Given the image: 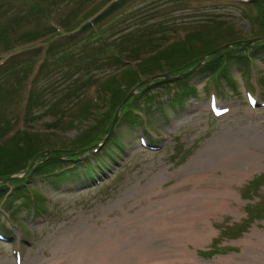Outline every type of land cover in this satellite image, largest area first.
Listing matches in <instances>:
<instances>
[{"label":"rangeland","instance_id":"1","mask_svg":"<svg viewBox=\"0 0 264 264\" xmlns=\"http://www.w3.org/2000/svg\"><path fill=\"white\" fill-rule=\"evenodd\" d=\"M107 1L0 0V142L24 131L42 138L41 152L66 151L109 110V102L98 96L102 82L122 72L128 62L122 59L146 55L156 45H165L167 52L175 41L195 31L204 35L206 29L214 45L225 44L227 35L246 43L263 36V16L249 0H132L104 21L97 35L67 34ZM35 33L42 39L22 40ZM251 47L245 46L244 53L252 54ZM43 61L28 104L32 81L26 77ZM229 64V73L217 76L219 86L208 67L193 69L188 85L197 94L181 102L180 83L155 87L152 79L142 82L139 87L152 101L142 98L132 124L115 126L108 154L105 147L81 152L91 151L65 163L64 170L73 171L66 177L60 170L59 175L34 173L31 185L44 199L38 203L44 212L27 206L22 195L0 206V229L8 239L0 241V264H96L100 257L106 264H264V50L244 71L236 59ZM84 105L91 108L82 112L93 115L76 118ZM214 106L222 108V116L214 115ZM115 118L101 130L112 128ZM243 170L248 173L236 183L228 213L207 220L212 234L206 240L186 245L159 238L147 252L150 262L121 243L99 255L94 243L118 234L113 225L99 226L112 217L111 205L117 206L114 217L125 213L121 203L134 188L148 182L168 190L190 173L219 177ZM165 249L168 254L161 253Z\"/></svg>","mask_w":264,"mask_h":264},{"label":"trees","instance_id":"2","mask_svg":"<svg viewBox=\"0 0 264 264\" xmlns=\"http://www.w3.org/2000/svg\"><path fill=\"white\" fill-rule=\"evenodd\" d=\"M113 1L108 0L104 6H106L107 4L110 5ZM130 1L132 0L117 1L112 6H109L105 12L96 17V19L92 22H90V20L97 16L102 9L99 12L97 11L95 14L89 16L88 18L86 17V19H82V21L77 22L74 31L79 32V34H81L82 32H87L86 37L88 36V34H90L88 38L90 36L97 35V33H99L104 28V21H109V17L114 14V12L118 11L121 5H125ZM247 3H250L249 5H251V7H254L255 10H259L260 16H263L262 20L264 22V0H249ZM254 19L256 20L255 22H258L260 24L261 21L259 20V16L255 14ZM63 27L68 29L67 24H64ZM95 28L99 29L98 32H94ZM72 30H69V32H72ZM210 31V29H206V34L204 35L198 31L189 33L183 38V40L175 41L174 43H172V47L167 52L164 51V48L165 50H167L168 48L165 47V45L163 47H159V45H156V47L152 49L153 51L146 54V58L142 60H140L141 55H137V57L132 60L122 59V63L124 62V60L128 61V63H123L124 66L121 69L122 72L118 76L111 75V77L106 78V80L102 82V92L98 96L100 100L104 99L105 102H109V110L103 113L104 118L100 119L97 122L96 127L90 134H84L83 136H80L77 141L74 142V145L70 146L68 150H45L44 152H41L40 150L45 144L42 138L38 137V134L36 133H30L31 135L29 136V134L27 135L24 131H21V133L19 132V134L16 133L11 136L9 135L7 140H3V142H0V180L2 181L3 179V182H0V202L4 197L7 196V185H12L13 187L10 195L7 196L6 199L11 198L12 202L14 203V200L21 197V195L22 197H27V188H29V184L32 183L33 173H40L41 175H59L60 170L62 175L65 174L67 171H69L64 170L65 163L71 161V159L72 161H74V158H78L79 156L61 160L60 157L64 155H73L77 151L92 148L96 144L102 142H104L102 147H105V149H107L106 154H108L110 150L109 143H112L113 135L108 137L109 129L106 128L105 131H102L101 126L104 127L109 125V122L112 120L113 116H115L117 109L122 108V104L127 98L128 93H130L134 88L139 87L143 81L151 80L155 76L164 74L168 75V80H171L173 77L174 81H171V83L178 82L181 86L180 90H182V93L178 97V100H180L181 102V100L184 99L185 96H191V93L193 94V92V95L197 94L195 92L196 89L193 88V86L188 85V78L192 75L193 69H196L198 67L203 58H205V60L201 69L208 67V69L211 71V75L214 76V79L216 81L215 82L213 80L212 83L219 86L220 81H218L217 76H223L224 74L229 73L230 60L236 59L240 70H243L244 67L250 63L252 56L258 54V51L260 49L264 50L263 42L257 43L250 48L252 49V54L244 53L246 50L243 48L245 47L246 40L238 38L232 40L227 35L226 38L224 37V40H226V43H223L224 45L237 42L244 43L238 44V49H227L225 55L224 53L211 55L213 52L223 46V44L222 42L219 45H214L213 43H211L208 40L209 38L206 37L208 36V33ZM261 31L263 33L261 35L264 36V31ZM216 36L217 38L221 36V40H223L222 35ZM201 37H203V39L197 40ZM36 39H42V35L40 33H35L32 35H26L22 38V40L30 42L35 41ZM227 54L229 55L226 56ZM131 63H133V65H131ZM161 68L165 69V73L161 72ZM224 69L225 71L227 70V72L223 73ZM168 80H152V86L156 87L163 84H168L170 83V81L168 82ZM230 80L231 79L228 80L229 83ZM139 89L144 90V92L137 94L126 103L125 107H123L122 109L120 122L132 124V116H134L135 112L139 110L138 104L141 102L142 98H145L147 94L143 86L139 87ZM145 100L148 102L152 101V97L149 96V93L148 96H146ZM82 107L83 108H81L80 114L76 118L81 119L88 115H93L92 113L84 114L82 112H87V110L91 108L90 105H84ZM69 123L71 125V122ZM49 153H51V155ZM32 162L37 163L36 168H33V170L25 178L14 180V177L22 174L24 175L27 168L30 167ZM36 195L38 197V194ZM34 199H36V197ZM25 200L29 201L30 199L29 197H27L25 198Z\"/></svg>","mask_w":264,"mask_h":264},{"label":"bare ground","instance_id":"3","mask_svg":"<svg viewBox=\"0 0 264 264\" xmlns=\"http://www.w3.org/2000/svg\"><path fill=\"white\" fill-rule=\"evenodd\" d=\"M247 173L246 170L226 171L219 177L190 173L185 180L178 178L177 174V184L168 190L148 182L141 184L140 189L134 188L122 201L125 213L121 217H114L117 206H110L112 217L105 219L99 227L103 230L106 224L113 225L112 230H117L118 234L115 239L108 234L104 241L101 239L94 243L96 249L99 248V255L115 251L121 243L130 249V254L140 253L141 259L150 262L147 252L159 238L171 240L172 244L186 241V245L206 240L212 234L207 220L228 213L227 209L234 202L236 183ZM168 196L172 197L166 199ZM92 251L97 253L95 249ZM161 253L169 252L165 249ZM100 258L96 264H106V259Z\"/></svg>","mask_w":264,"mask_h":264},{"label":"water","instance_id":"4","mask_svg":"<svg viewBox=\"0 0 264 264\" xmlns=\"http://www.w3.org/2000/svg\"><path fill=\"white\" fill-rule=\"evenodd\" d=\"M259 41H264V37L263 38H260V39H256V40H254L252 43H254V42H259ZM222 50V49H221ZM218 52V51H217ZM216 52V53H217ZM118 116V115H117ZM117 119H118V117H117ZM116 119V120H117ZM34 167V164L32 165V167L31 168H33ZM31 168H29V170H28V172L31 170Z\"/></svg>","mask_w":264,"mask_h":264}]
</instances>
